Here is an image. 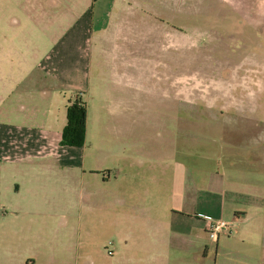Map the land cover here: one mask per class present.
Here are the masks:
<instances>
[{
    "label": "crops",
    "instance_id": "crops-1",
    "mask_svg": "<svg viewBox=\"0 0 264 264\" xmlns=\"http://www.w3.org/2000/svg\"><path fill=\"white\" fill-rule=\"evenodd\" d=\"M182 1L0 0V217L57 218L85 206L86 227L93 216L101 219L114 240L111 258L121 264H264V129L244 145L199 155L195 165L187 162L190 154L175 150L173 135L149 148L145 160L136 144L142 90L156 95L160 84L143 88L140 53L126 59L136 57L128 37L136 39L134 25L152 23L143 22L142 8L152 16L161 4L186 17L190 5ZM231 3L240 13L244 2ZM251 8L252 24L264 20V0ZM95 80L101 113L90 117ZM77 96L86 104L84 145L90 118L101 122L98 135H109L115 122L117 134L128 138L116 177L103 162L86 170L78 157L84 145L62 144L66 109ZM165 97L159 104L173 110V96ZM255 103L232 100L230 112L245 120ZM153 117L168 126L166 116ZM171 121L173 130L174 116ZM204 217L229 228L211 240ZM15 228L26 227L17 222Z\"/></svg>",
    "mask_w": 264,
    "mask_h": 264
},
{
    "label": "rangeland",
    "instance_id": "rangeland-1",
    "mask_svg": "<svg viewBox=\"0 0 264 264\" xmlns=\"http://www.w3.org/2000/svg\"><path fill=\"white\" fill-rule=\"evenodd\" d=\"M232 1L188 0L191 14H184L186 17L162 9L161 4L152 16L142 8L143 22L153 24L134 25L136 39L133 35L128 38L134 41L136 57L126 59H138L140 53L143 88L153 89L154 81L160 84L156 95L142 90L140 142L136 144L142 148L143 160L148 158L149 148L165 145L173 135L175 150L190 154L187 162L195 165L201 162L199 155L213 156L215 148L222 145H244L248 135L264 129V20L260 15L257 23L248 20L256 13L251 8L255 0H241L240 13L231 10ZM182 2L174 0L175 6ZM129 27L133 26L126 25L125 29ZM155 28L158 33L149 36V30ZM125 39L122 43H130ZM95 82V93L90 92V96L95 94V103L89 105L90 117L101 113L97 102L100 89ZM167 94L173 96V110L170 105L159 104L158 98ZM238 98H254L256 102L245 120L230 112L234 108L230 102ZM157 114L168 118L167 127L153 117ZM99 122L90 118L89 137L78 157L86 162V170L89 164L103 162L111 177H116L120 151L129 141L117 134L115 122H110L115 129L109 135H98ZM143 172L147 173L145 169ZM62 214L57 218L0 217V264H121L118 256L111 258L114 240L103 231L100 218L93 216L87 228L85 206ZM17 222L26 228L16 229Z\"/></svg>",
    "mask_w": 264,
    "mask_h": 264
},
{
    "label": "trees",
    "instance_id": "trees-1",
    "mask_svg": "<svg viewBox=\"0 0 264 264\" xmlns=\"http://www.w3.org/2000/svg\"><path fill=\"white\" fill-rule=\"evenodd\" d=\"M67 124L62 132V144L81 148L85 141L86 104L77 96L68 103Z\"/></svg>",
    "mask_w": 264,
    "mask_h": 264
},
{
    "label": "built area",
    "instance_id": "built-area-1",
    "mask_svg": "<svg viewBox=\"0 0 264 264\" xmlns=\"http://www.w3.org/2000/svg\"><path fill=\"white\" fill-rule=\"evenodd\" d=\"M205 222V231L211 240H216L220 233L229 228V224L222 220L213 221L208 218H203Z\"/></svg>",
    "mask_w": 264,
    "mask_h": 264
}]
</instances>
